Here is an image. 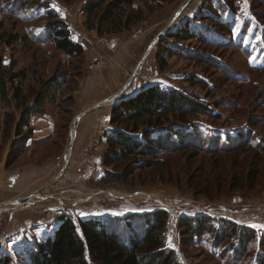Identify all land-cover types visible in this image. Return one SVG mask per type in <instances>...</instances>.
I'll return each mask as SVG.
<instances>
[{
	"label": "rangeland",
	"instance_id": "rangeland-1",
	"mask_svg": "<svg viewBox=\"0 0 264 264\" xmlns=\"http://www.w3.org/2000/svg\"><path fill=\"white\" fill-rule=\"evenodd\" d=\"M86 1L39 0L20 8L17 0H0L5 7L0 78L8 90L7 100L0 99L4 167L21 111L48 79L61 81L53 101L43 103V114L30 118L29 132L21 131L29 139L19 166L40 170L41 178L23 195L0 202V261L6 255L15 260L17 253L52 236L61 216L95 217L127 239L126 217L164 211L163 247L173 250L180 264H264V228L259 227L264 225V153L256 149L257 143L264 144V6L252 0H106L85 12ZM45 5L84 48L79 59L39 40L48 19ZM14 36L18 40L9 43ZM94 56L102 62L88 71ZM109 69L117 74L113 95H118L104 102L102 83L91 85L87 78ZM12 79L18 100L12 97ZM154 85L178 91L209 111L189 114L183 122L176 113L161 115L155 132L181 124L185 141L193 146L159 154L154 166L122 177L133 158L102 166L106 134L114 129L104 111ZM156 118L119 126L138 132ZM236 132L242 140L233 145L236 140L229 138L236 139ZM126 167L129 171L131 164ZM32 192H38L33 201L15 202ZM142 217L135 218L139 233L144 231ZM196 217L213 221L212 230L199 239L177 226L180 219ZM226 223L251 230L253 238L240 241Z\"/></svg>",
	"mask_w": 264,
	"mask_h": 264
},
{
	"label": "trees",
	"instance_id": "trees-1",
	"mask_svg": "<svg viewBox=\"0 0 264 264\" xmlns=\"http://www.w3.org/2000/svg\"><path fill=\"white\" fill-rule=\"evenodd\" d=\"M252 1L264 6V0ZM38 2L39 0H17L15 7L37 5ZM104 2L106 0H87L83 5V10L91 12L102 6ZM45 8L47 9L44 12L48 19L43 28V37H38L39 40L50 44L58 53L68 58L79 59L84 53V48L72 40L67 24L56 16L55 11L48 9L47 5ZM4 11L5 7H0V14ZM217 26L221 28L220 24ZM16 40L18 39L14 36L8 42L12 43ZM16 84L12 79L10 89L13 99L18 100L19 88ZM60 84L61 81L57 76L48 79L41 85L33 102L21 111L15 126L16 138L7 154L5 168L12 167L24 152L29 138L27 135H22L21 131L26 128L29 132L30 118L43 114V103L53 101ZM7 91L4 80L0 78L1 100H7ZM208 111L207 106L195 102L192 98L178 91L161 89L157 85L149 86L130 97L117 101L110 111L109 124L114 126V129L106 134L107 147L103 153L102 166L104 168L115 166L123 163L127 158H133L132 161L127 162L131 164L129 171H126L127 164L124 167L122 177H126L133 170L146 169L157 164L159 154L178 152L184 146H193L185 141L187 133L182 131L181 124L167 126L157 132L154 128L161 126L159 117L165 113H176L179 121L183 122L189 114H207ZM7 114L9 113L6 112ZM151 116L158 118L154 121L147 120L145 127L138 132L135 127L128 131L119 126L133 124ZM190 131L194 133L193 127H190ZM236 133V139L229 138L231 141L236 140L233 145H238L242 140L241 133ZM256 149L264 153V144L257 143ZM139 216H143V233L138 231L141 224L135 222V218ZM139 216L131 214L123 220L128 228L127 239L113 230L109 226L110 223L95 217H78L73 220L70 217L61 216L59 225L52 236L36 242L23 255L17 253L15 260L10 255H6L1 259L0 264H180L175 252L163 247L164 238L160 232L167 219L166 212L155 211L150 215ZM211 222L213 221L210 219L196 217L195 219H180L177 226L181 231L187 232L190 238L195 236L199 239L203 234L212 230ZM226 225L231 233L239 237L240 241L248 242L254 236L252 231L246 228L233 223H226Z\"/></svg>",
	"mask_w": 264,
	"mask_h": 264
},
{
	"label": "crops",
	"instance_id": "crops-1",
	"mask_svg": "<svg viewBox=\"0 0 264 264\" xmlns=\"http://www.w3.org/2000/svg\"><path fill=\"white\" fill-rule=\"evenodd\" d=\"M114 71L115 70L109 69L107 74H104V72H100V74L96 73V75H97L96 77L91 75L87 78L88 82L91 85H93V83H95L96 80H99L102 83L103 87L101 89L102 90L101 94L105 95L106 99L113 96V93H114L113 90L115 89V84L118 83L117 74H114ZM93 96L96 97L95 95H93ZM93 109H95V108H93ZM110 109L111 108L104 111L103 115L105 116V119H107L108 115H110ZM90 111H91V109L88 110V112L86 111L85 113L88 114ZM36 132L37 131L35 130V134H36ZM40 178H41L40 170H38V169H24L21 166H19L18 161L10 168H5L3 163H0V202L2 200L3 201H9V200L13 199L14 196H16V195H19V196L23 195L25 193V190L26 189L27 190L32 189V187H30V186L33 185L36 181H38ZM9 192L12 193L11 196H10ZM27 195H29V193ZM31 201H33V199H31ZM30 202H29V205H27V206H35L34 202H32V203H30ZM16 219H18V218H16ZM27 224L28 223H26L25 225L23 224V225H21V227H26ZM36 224H38V223H36ZM21 227H19V228H21ZM48 235L49 234H47L45 236L47 237Z\"/></svg>",
	"mask_w": 264,
	"mask_h": 264
},
{
	"label": "water",
	"instance_id": "water-1",
	"mask_svg": "<svg viewBox=\"0 0 264 264\" xmlns=\"http://www.w3.org/2000/svg\"><path fill=\"white\" fill-rule=\"evenodd\" d=\"M183 8H184V6H182V7L176 12L174 18H176V17L179 15V13L182 11ZM160 37H161V34H158L157 37H156V39H159ZM151 48H152V44H151L150 47L147 49L145 55L148 54V52L150 51ZM117 95H118V94H114L113 96L107 98L104 102H111L112 100H114V98H115ZM99 105H101V103H98L97 105H95L94 107H92V109H93V108H96V107L99 106ZM82 115H83V113L80 114V115H78L77 117H81ZM71 148H72V143L70 142L69 147L67 148V150H66V152H65V159H66V161H67L68 154H69ZM63 168H64V166H63ZM36 193H38V192H32V193H30L29 195H26L25 197H23V198H21V199L15 200V202H17V203H25V202H27L28 200H30V199H31ZM12 202H13V201H12Z\"/></svg>",
	"mask_w": 264,
	"mask_h": 264
},
{
	"label": "built area",
	"instance_id": "built-area-1",
	"mask_svg": "<svg viewBox=\"0 0 264 264\" xmlns=\"http://www.w3.org/2000/svg\"><path fill=\"white\" fill-rule=\"evenodd\" d=\"M101 62H102V60H101L100 56L92 57V59L88 63L87 70L92 71L93 68L97 67ZM156 205H158L159 207H162L163 209L167 210V212H169L167 207H165L163 205H159V204H156Z\"/></svg>",
	"mask_w": 264,
	"mask_h": 264
},
{
	"label": "snow or ice",
	"instance_id": "snow-or-ice-1",
	"mask_svg": "<svg viewBox=\"0 0 264 264\" xmlns=\"http://www.w3.org/2000/svg\"><path fill=\"white\" fill-rule=\"evenodd\" d=\"M253 227H257L256 225H253ZM259 227L264 228V225H260ZM169 246L171 247V244H169Z\"/></svg>",
	"mask_w": 264,
	"mask_h": 264
},
{
	"label": "bare ground",
	"instance_id": "bare-ground-1",
	"mask_svg": "<svg viewBox=\"0 0 264 264\" xmlns=\"http://www.w3.org/2000/svg\"><path fill=\"white\" fill-rule=\"evenodd\" d=\"M33 197H34V196H33ZM33 197H32V198H33ZM32 198H31V199H32ZM28 201H29V200H28ZM20 204H23V203H20Z\"/></svg>",
	"mask_w": 264,
	"mask_h": 264
}]
</instances>
